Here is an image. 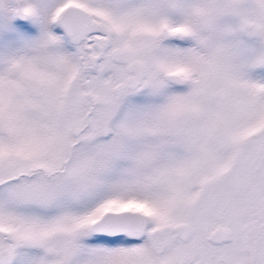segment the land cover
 I'll list each match as a JSON object with an SVG mask.
<instances>
[{
	"label": "snow or ice",
	"instance_id": "obj_1",
	"mask_svg": "<svg viewBox=\"0 0 264 264\" xmlns=\"http://www.w3.org/2000/svg\"><path fill=\"white\" fill-rule=\"evenodd\" d=\"M0 264H264V0H0Z\"/></svg>",
	"mask_w": 264,
	"mask_h": 264
}]
</instances>
